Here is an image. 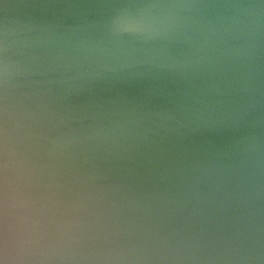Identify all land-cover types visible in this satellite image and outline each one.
Listing matches in <instances>:
<instances>
[{
	"label": "clouds",
	"instance_id": "clouds-1",
	"mask_svg": "<svg viewBox=\"0 0 264 264\" xmlns=\"http://www.w3.org/2000/svg\"><path fill=\"white\" fill-rule=\"evenodd\" d=\"M0 264H264V0H0Z\"/></svg>",
	"mask_w": 264,
	"mask_h": 264
}]
</instances>
